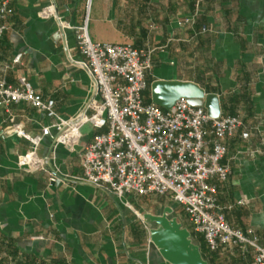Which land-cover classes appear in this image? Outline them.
<instances>
[{"label":"crops","instance_id":"0c3cea01","mask_svg":"<svg viewBox=\"0 0 264 264\" xmlns=\"http://www.w3.org/2000/svg\"><path fill=\"white\" fill-rule=\"evenodd\" d=\"M47 6L54 7V18L40 17ZM13 9L0 40V79L17 87L26 78L65 120L79 122L98 100L72 30L85 22L94 42L153 51L148 83H194L219 96L222 116H241L250 136L227 142L223 163L231 176L218 185V199L231 208L228 223L253 231L264 248V0H205L198 14L196 0H93L89 12L85 0H14ZM20 54L21 64L13 65ZM148 91L145 99L152 101ZM10 113L0 108L5 263L168 264L151 243L156 226L145 216L170 208L172 218L186 221L179 206L164 197L120 199L81 181V154L97 133L88 126L77 146L60 144L63 131L52 129L37 151L44 170L20 168L19 156L32 146L14 126L38 136L55 120L26 104L11 106ZM207 249L209 264H254L253 253L240 248L220 254Z\"/></svg>","mask_w":264,"mask_h":264},{"label":"built area","instance_id":"2783aa9c","mask_svg":"<svg viewBox=\"0 0 264 264\" xmlns=\"http://www.w3.org/2000/svg\"><path fill=\"white\" fill-rule=\"evenodd\" d=\"M85 1L89 12L93 0ZM13 3L0 0V40L8 31L7 20L14 14ZM203 3L196 0L197 14ZM55 15L53 6L40 13L43 19ZM72 30L94 79L98 100L89 107L90 114L75 123L58 116L55 102L45 101L26 78H21L17 87L0 79V108L10 117L11 106L26 104L55 120L38 136L27 134L21 125L14 126L32 146L19 156L18 166L44 170L37 151L51 130L63 131L60 144L77 146L82 141V128L88 126L97 133L81 154V181L120 199L128 195L169 198L183 210L193 233L203 236L211 253L240 248L246 254L253 253L254 264H264V248L258 237L251 230L233 228L225 214L231 208L222 206L218 199V185L231 176L230 168L223 163L227 142L239 134L243 139L250 136L243 130L242 117L212 119L204 108L192 107L185 100L169 110L147 103L153 51L94 42L86 22ZM22 57L16 56L13 65H20ZM0 264L13 263H5L0 257Z\"/></svg>","mask_w":264,"mask_h":264},{"label":"water","instance_id":"95a60500","mask_svg":"<svg viewBox=\"0 0 264 264\" xmlns=\"http://www.w3.org/2000/svg\"><path fill=\"white\" fill-rule=\"evenodd\" d=\"M152 103L164 110L185 100L190 106L204 108L212 119L222 116L220 98L206 94L198 85L179 81H156L151 85ZM173 209L167 208L161 216H145V221L156 228L150 231L151 243L168 264H209L203 257L191 232L172 218Z\"/></svg>","mask_w":264,"mask_h":264},{"label":"trees","instance_id":"16d2710c","mask_svg":"<svg viewBox=\"0 0 264 264\" xmlns=\"http://www.w3.org/2000/svg\"><path fill=\"white\" fill-rule=\"evenodd\" d=\"M205 1V0H204ZM153 84V83H152ZM150 82H149V89L148 90H150V88H151V85H152ZM149 92L150 91H148V94H149ZM147 94V95H148ZM146 102L147 103H152V101H151V98H149L148 96H147V98H146ZM182 225H183V227H184V224L182 223ZM185 228V227H184ZM191 232V234H192V238L194 239V241L198 244V246L200 247V249H201V252H202V255H203V257H204V259L207 261V259H206V255H205V253H206V249L207 248H205V247H207V246H205V241H204V243L201 241V240H198L197 238H196V236H195V233H193V231H190ZM198 241V242H197ZM208 250V249H207ZM209 251V250H208Z\"/></svg>","mask_w":264,"mask_h":264},{"label":"rangeland","instance_id":"374dc122","mask_svg":"<svg viewBox=\"0 0 264 264\" xmlns=\"http://www.w3.org/2000/svg\"><path fill=\"white\" fill-rule=\"evenodd\" d=\"M181 221L183 222L184 227H185L186 229H188L189 231H192V227H191L186 221H184L183 219H181Z\"/></svg>","mask_w":264,"mask_h":264}]
</instances>
